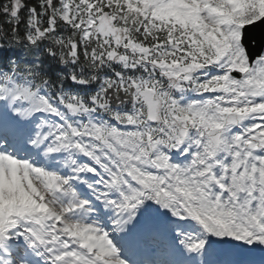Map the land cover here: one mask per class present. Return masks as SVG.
Returning a JSON list of instances; mask_svg holds the SVG:
<instances>
[{"label": "snow or ice", "instance_id": "1", "mask_svg": "<svg viewBox=\"0 0 264 264\" xmlns=\"http://www.w3.org/2000/svg\"><path fill=\"white\" fill-rule=\"evenodd\" d=\"M0 264H264V0H0Z\"/></svg>", "mask_w": 264, "mask_h": 264}]
</instances>
